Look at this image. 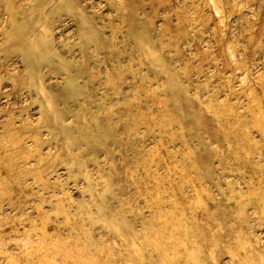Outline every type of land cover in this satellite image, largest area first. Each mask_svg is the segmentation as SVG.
<instances>
[{"label":"rangeland","instance_id":"1","mask_svg":"<svg viewBox=\"0 0 264 264\" xmlns=\"http://www.w3.org/2000/svg\"><path fill=\"white\" fill-rule=\"evenodd\" d=\"M0 264H264V0H0Z\"/></svg>","mask_w":264,"mask_h":264}]
</instances>
